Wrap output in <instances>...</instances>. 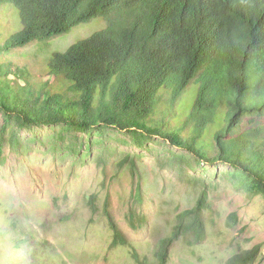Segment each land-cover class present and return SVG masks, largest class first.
<instances>
[{"label":"trees","instance_id":"trees-1","mask_svg":"<svg viewBox=\"0 0 264 264\" xmlns=\"http://www.w3.org/2000/svg\"><path fill=\"white\" fill-rule=\"evenodd\" d=\"M94 19L105 29L77 31L42 71L23 65L24 46ZM0 114L20 128L125 132L138 145L157 138L199 166L231 167L264 196V0H0ZM209 208L201 192L177 213L153 264H168L178 239L203 241ZM109 227L111 244L127 245ZM257 247L225 264L254 263ZM12 255L0 249V264Z\"/></svg>","mask_w":264,"mask_h":264},{"label":"rangeland","instance_id":"rangeland-1","mask_svg":"<svg viewBox=\"0 0 264 264\" xmlns=\"http://www.w3.org/2000/svg\"><path fill=\"white\" fill-rule=\"evenodd\" d=\"M103 29L94 19L31 42L22 63L40 72L52 53L77 41V31ZM235 174L226 165L199 166L157 138L138 145L125 132L20 128L0 114V249L14 254L10 264H136L132 250L153 264L176 214L205 192V239L192 246L178 239L168 264H225L256 246L252 264H264V196ZM110 220L127 245L111 244Z\"/></svg>","mask_w":264,"mask_h":264}]
</instances>
